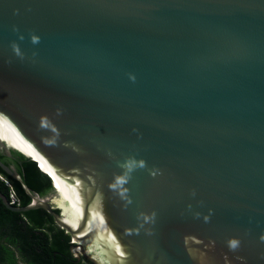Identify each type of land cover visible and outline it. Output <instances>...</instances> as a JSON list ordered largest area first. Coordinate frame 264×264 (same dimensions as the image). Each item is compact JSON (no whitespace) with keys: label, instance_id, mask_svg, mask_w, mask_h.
I'll use <instances>...</instances> for the list:
<instances>
[{"label":"water","instance_id":"1","mask_svg":"<svg viewBox=\"0 0 264 264\" xmlns=\"http://www.w3.org/2000/svg\"><path fill=\"white\" fill-rule=\"evenodd\" d=\"M0 114V152L41 160L58 190L0 160L30 197L4 205L46 210L76 258L264 264V0H0ZM128 157L146 162L130 204L109 188ZM140 212L154 222L127 234Z\"/></svg>","mask_w":264,"mask_h":264},{"label":"trees","instance_id":"2","mask_svg":"<svg viewBox=\"0 0 264 264\" xmlns=\"http://www.w3.org/2000/svg\"><path fill=\"white\" fill-rule=\"evenodd\" d=\"M0 160L7 166L14 164L22 181L33 192L45 196L52 190L50 178L30 158L12 151L11 156L0 152ZM11 190L19 205L30 201L22 183L0 167V192L9 199ZM52 220L42 208L18 212L0 201V264H77L69 251V234L54 224L53 228L46 226L45 221Z\"/></svg>","mask_w":264,"mask_h":264},{"label":"clouds","instance_id":"3","mask_svg":"<svg viewBox=\"0 0 264 264\" xmlns=\"http://www.w3.org/2000/svg\"><path fill=\"white\" fill-rule=\"evenodd\" d=\"M14 30H16V29L14 28ZM20 39L21 40L23 39V35H20ZM31 41L33 44L39 43L40 37L35 35V34H32L31 35ZM11 47H12L14 53L16 54V56L21 57V58L23 57V53L21 52V49L16 42H12ZM130 79H132L134 81L135 76L130 75ZM60 111L61 110L58 109L57 114H59ZM2 115L3 114H0V116H2ZM38 127L40 129L50 130L51 132L55 133L56 139H52V140L47 141V142L50 144V146H54L57 144L58 137H59L60 133H59V130L54 126V124L50 118H48L47 116H42L39 120ZM120 167L123 169V171L120 174H117L114 176L113 181L110 182V184H109V188L113 192L117 193L122 200L126 201L127 204H130L132 201L128 195L129 189L126 187V185L128 184L129 180L131 179L132 172L138 168L139 169L145 168L146 162L144 159L136 160L133 157H128L125 159V161L122 164H120ZM156 171L157 170H153V172L151 174L156 175ZM196 215L199 216L200 214L196 213ZM155 216H156L155 212H152L150 214L140 212L138 214V220L140 221L138 228H135L131 231H128L127 234H129V235L133 234V233L138 234L140 229L144 228L145 224H150V223L154 222ZM204 220L207 222L209 220V216H207V215L204 216ZM145 231L148 232L149 234H151L150 229H145ZM260 239L264 240V234L261 235ZM228 247L231 250H235L236 248L239 247V241L236 239L229 240L228 241Z\"/></svg>","mask_w":264,"mask_h":264},{"label":"bare ground","instance_id":"4","mask_svg":"<svg viewBox=\"0 0 264 264\" xmlns=\"http://www.w3.org/2000/svg\"><path fill=\"white\" fill-rule=\"evenodd\" d=\"M8 144H11V145L15 146L16 148H18V149H20V150L26 152L27 154H30V153L27 152L25 149H23V148H21V147H19V146H17V145H14V144H12V143H8ZM34 157H35V156H34ZM39 161H40V166H41L42 170H43L44 172H46L47 174H50V175L52 176L53 179H50V180H51V182L54 184V188L57 190V186H56V182H55L54 174L52 173V171L49 169V167H48L45 163H43L41 160H39ZM57 192H58V190H57ZM54 202H56V204H58V206H60V207L62 208V205H61V202H60V198H59V196L54 197ZM62 212L64 213L63 208H62ZM64 217H65V218H64L65 221L68 223L65 213H64ZM68 224H69V223H68Z\"/></svg>","mask_w":264,"mask_h":264},{"label":"flooded vegetation","instance_id":"5","mask_svg":"<svg viewBox=\"0 0 264 264\" xmlns=\"http://www.w3.org/2000/svg\"><path fill=\"white\" fill-rule=\"evenodd\" d=\"M10 166H12V167H14L15 168V166H14V164H11ZM0 194L1 195H3L4 197H6V195L4 194V192H0ZM7 199V198H6ZM8 200V199H7ZM0 201H1V203L2 204H4L3 203V198H1L0 197ZM13 205H15V204H13ZM45 224H46V226H48V227H50V228H53V224L56 226V227H58V225L55 223V221H54V219L52 220V221H45ZM43 230H45L44 229V227H43ZM46 231V230H45ZM65 232V231H64ZM66 233V232H65ZM68 234V233H67ZM69 241L71 242V245L74 243V241H72L71 240V237L69 236ZM70 245V246H71ZM70 246H69V251H70V254L73 256V257H75V254H74V252H72L71 250H70ZM76 258V257H75ZM77 264H93V263H91L90 261H88L87 259H85V258H83V257H80V258H76V261H75Z\"/></svg>","mask_w":264,"mask_h":264},{"label":"built area","instance_id":"6","mask_svg":"<svg viewBox=\"0 0 264 264\" xmlns=\"http://www.w3.org/2000/svg\"><path fill=\"white\" fill-rule=\"evenodd\" d=\"M9 204H15V205H19V200L16 197V195L14 194V192L11 190L9 193V199H8Z\"/></svg>","mask_w":264,"mask_h":264},{"label":"rangeland","instance_id":"7","mask_svg":"<svg viewBox=\"0 0 264 264\" xmlns=\"http://www.w3.org/2000/svg\"><path fill=\"white\" fill-rule=\"evenodd\" d=\"M52 193V190L49 192V193H47V195H49V194H51ZM53 200H54V198H53Z\"/></svg>","mask_w":264,"mask_h":264}]
</instances>
